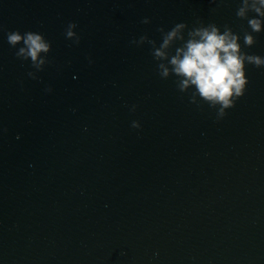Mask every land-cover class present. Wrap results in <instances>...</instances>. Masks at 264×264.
I'll list each match as a JSON object with an SVG mask.
<instances>
[{
    "label": "water",
    "instance_id": "1",
    "mask_svg": "<svg viewBox=\"0 0 264 264\" xmlns=\"http://www.w3.org/2000/svg\"><path fill=\"white\" fill-rule=\"evenodd\" d=\"M237 3L0 0V26L52 45L31 80L0 32V264H264V69L218 119L130 44L197 19L241 31Z\"/></svg>",
    "mask_w": 264,
    "mask_h": 264
},
{
    "label": "clouds",
    "instance_id": "2",
    "mask_svg": "<svg viewBox=\"0 0 264 264\" xmlns=\"http://www.w3.org/2000/svg\"><path fill=\"white\" fill-rule=\"evenodd\" d=\"M210 2L216 4L217 0ZM223 3L224 0H220V4ZM235 18L243 22L241 31H235L227 24H205L197 19L191 27L180 22L167 30L157 28L161 41L158 47L147 35L133 39L130 44L135 47L148 44L158 77L162 80L174 77L180 93H190L192 103L198 101L216 108L219 119L243 97L249 83L246 67L264 69V56L244 51L256 44L257 35L264 33V0H238ZM141 23L147 25L150 20L145 18ZM76 27L75 23L69 22L64 37L78 46L80 37ZM0 32L4 33L7 45L15 50V58L29 64L32 71L27 72V77L36 80V74L50 64L51 42L39 31H8L0 26ZM44 91L50 94L52 88L45 87ZM135 110L133 105L130 111ZM131 128L139 130V122L133 121ZM6 132L7 129H0V134Z\"/></svg>",
    "mask_w": 264,
    "mask_h": 264
}]
</instances>
